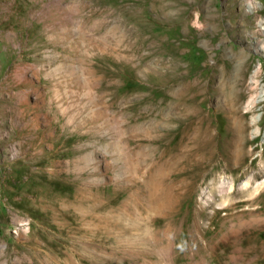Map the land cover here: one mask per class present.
<instances>
[{
	"label": "rangeland",
	"instance_id": "obj_1",
	"mask_svg": "<svg viewBox=\"0 0 264 264\" xmlns=\"http://www.w3.org/2000/svg\"><path fill=\"white\" fill-rule=\"evenodd\" d=\"M254 175L264 0H0V264H264Z\"/></svg>",
	"mask_w": 264,
	"mask_h": 264
},
{
	"label": "bare ground",
	"instance_id": "obj_2",
	"mask_svg": "<svg viewBox=\"0 0 264 264\" xmlns=\"http://www.w3.org/2000/svg\"><path fill=\"white\" fill-rule=\"evenodd\" d=\"M228 101L232 103L233 113L237 114V112L241 107L239 98L237 99L234 98L233 96H230L228 97ZM258 101H259L258 98L255 99L254 101L249 100L245 108L249 109V107H251L253 102H258ZM252 119L253 121L257 120L256 118H252ZM236 126L238 131L237 140L236 141L227 140L223 144V151L226 153L227 158H229V160L231 161V163L228 164L229 167L231 166L232 163L235 166L238 165L239 162H241L244 158V154L242 153V140H244V129H245L244 121L236 120ZM234 127H235V123H234ZM182 132H183V137L187 140H164L165 144H168L173 141V145L175 146L186 142L187 144H186L185 153L188 155L192 154L196 158V166L194 170L200 171L207 169L208 167H211V162L213 160L215 149L217 148V146H215V140H212L210 137L211 132L209 126L206 125L205 127H203V129L198 128L196 131L193 132L194 133L193 137L192 134L191 135L189 134L191 130L187 129V125H184ZM233 142H234V147H233ZM218 166L219 164L214 165L213 167H218ZM255 177L256 176L254 175L253 178L252 177L249 178L246 182L242 184L241 188L247 189L246 191L242 192L243 194L249 195L250 190L257 191L258 189L264 187V179L261 182L254 183L253 186L251 185ZM221 185L225 186L226 190H231L233 186L231 182H223ZM210 198L211 197L208 196V199Z\"/></svg>",
	"mask_w": 264,
	"mask_h": 264
}]
</instances>
